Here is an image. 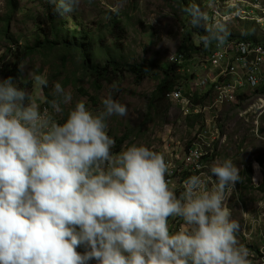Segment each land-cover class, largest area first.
Instances as JSON below:
<instances>
[{
  "label": "clouds",
  "instance_id": "clouds-1",
  "mask_svg": "<svg viewBox=\"0 0 264 264\" xmlns=\"http://www.w3.org/2000/svg\"><path fill=\"white\" fill-rule=\"evenodd\" d=\"M49 3L63 16L82 0ZM192 14L194 24L207 19ZM207 31L205 47L227 35L219 24ZM15 79L0 78V264H251L225 203L241 179L232 159L190 175L177 195L162 154L137 144L112 152L107 121L128 108L111 92L102 109L77 102L61 123L70 91L55 83L42 111ZM33 82L48 85L42 75Z\"/></svg>",
  "mask_w": 264,
  "mask_h": 264
},
{
  "label": "rangeland",
  "instance_id": "rangeland-1",
  "mask_svg": "<svg viewBox=\"0 0 264 264\" xmlns=\"http://www.w3.org/2000/svg\"><path fill=\"white\" fill-rule=\"evenodd\" d=\"M213 2L216 0H126L118 12H113L119 0H82L72 13L61 16L53 11L54 5L49 0H0V78L11 75L19 87L26 82L23 89L40 104L42 111H51L49 102L54 99V85L60 83L73 95L71 104L61 105L63 112L56 114V120L61 123L77 102H84L93 112L102 109V100L111 92L114 99L128 108L126 117L112 116L107 121V132L115 140L113 153L132 144L145 145L162 154L166 161L176 159L180 165L183 148L190 145L198 131L208 130V143L214 152L207 158V165L210 167L230 158L240 169L241 179L236 184L238 194L233 191L225 201L240 229V208L252 204L259 195L253 189H244L243 185L250 181L245 171L250 178L254 163L262 165L264 162V144L236 138V135L246 138L249 124L226 108L218 111V107H212L213 94L203 97L202 104L206 108L202 111L182 109L183 103L170 100L166 112L148 113L150 94L158 83L155 73L177 57V49L183 41L203 47L177 63L181 75L178 84L183 96L196 91L195 78L202 73L199 67L205 56L202 36L208 35L207 29L211 28L208 13ZM194 9L207 19L194 24ZM50 11L56 19L57 40L51 36L50 21L46 18ZM115 22L121 29H114ZM225 29L230 34L255 35L254 27L248 22H232ZM44 38H48L53 46L57 41L83 44L91 49L95 63L111 59L126 64L127 69L111 75L101 84L95 83L83 68L80 49L68 53L62 60L60 48H35L18 67L12 66L15 55H21L26 46L32 47L36 39ZM210 45L211 42L207 47ZM131 64L150 66L149 75L138 83L128 68ZM21 66L23 71H20ZM13 70L15 72H11ZM35 75L46 77L47 87L35 86ZM113 85H116L115 89ZM196 96L194 93L192 98ZM218 132L225 137L220 136L218 140ZM246 151L257 152L260 157L242 155ZM257 176L259 173L255 168L252 177ZM173 178L174 182L181 179L176 175ZM261 188L263 191L260 192H264V185ZM175 190L177 195L181 193Z\"/></svg>",
  "mask_w": 264,
  "mask_h": 264
},
{
  "label": "built area",
  "instance_id": "built-area-1",
  "mask_svg": "<svg viewBox=\"0 0 264 264\" xmlns=\"http://www.w3.org/2000/svg\"><path fill=\"white\" fill-rule=\"evenodd\" d=\"M208 21L214 31L218 24L225 29L232 22H248L254 27L255 35L251 33L246 37L226 31L223 43L213 38L210 47L204 51V60L199 67L202 73L195 78L197 89L194 93L200 98L213 94L212 107H218V111L226 108L230 114L234 113L249 124L246 138L236 135L238 141L264 144V0H216L209 10ZM183 60L184 55L179 53L173 61L180 63ZM181 88V85L175 86L167 94L169 100L183 103L182 109L192 112L206 108L202 101L193 102V92L183 96ZM208 136L206 129L197 132L190 145L183 148L181 156L178 154L180 165L175 162L176 159L166 161L170 171L167 178L181 192L187 177L208 173L206 160L214 152L208 143ZM220 136L222 134L218 132V140ZM246 154L252 158L260 157L253 151H246L242 155ZM255 168L259 176L253 178ZM254 173L243 186L245 190L253 189L259 195L252 204L240 208L242 222L237 238L248 248L251 264H264V192H260L264 185V162L262 165L254 163ZM175 175L181 178L178 182L173 180ZM233 191L238 194L237 186L230 195ZM171 227L179 229L182 222L173 219ZM77 250L85 251L84 247ZM91 264H95V261Z\"/></svg>",
  "mask_w": 264,
  "mask_h": 264
},
{
  "label": "trees",
  "instance_id": "trees-1",
  "mask_svg": "<svg viewBox=\"0 0 264 264\" xmlns=\"http://www.w3.org/2000/svg\"><path fill=\"white\" fill-rule=\"evenodd\" d=\"M52 11H50V14L46 15V18L50 21V29L52 30L51 36H53L56 40L57 38V31H56V19L52 16ZM114 29H121L119 24L115 22ZM202 34L201 32H199ZM45 35V34H44ZM243 36L249 37V34H245ZM49 38V36H47ZM203 37V36H202ZM48 38L36 39L35 43L32 47L26 46L21 55L17 54L15 55L14 62L12 63V66L18 67L21 64V60L28 56L31 52L35 50V48H53L57 49L60 48L61 51H63V54L61 55L62 60H64L67 57V54L73 51H81V57H82V63L83 68L85 72L94 79L95 83H102L106 78H109L111 75L123 71L124 69H127L126 64L118 63L115 60H107L106 62H98L95 63L92 60L93 53L91 49L85 47L83 44L78 43H71V42H65V41H57V44L55 46L51 45V41H49ZM203 48V47H201ZM201 48L199 46L194 45L192 42L191 44L186 43L183 41L181 45L178 47L177 52L182 53L184 57H188L189 54L193 51H198ZM207 48L204 46L203 51H205ZM65 51V52H64ZM178 64L176 61L167 62L165 65L161 66L160 72L155 73L156 79L158 80V83L156 84L154 90L150 94L149 102H148V113L151 112H157L158 110H161L163 112H166L169 109L170 106V100L167 96V94L175 87L180 84L179 80L181 78L180 73L178 72ZM128 68L134 73L136 77V81L139 83L141 82L147 75L150 73V66H138L135 64L128 65ZM11 70V69H9ZM11 72H15L14 70ZM11 76V75H9ZM21 87L24 88L27 83L23 82L21 83ZM202 97H194L193 102H199L202 101ZM161 106L164 107V109L161 108ZM67 116L63 118L66 119ZM63 122V121H62ZM113 152V151H112ZM242 173V172H241ZM245 174L248 176L247 171H245ZM241 177V174H240Z\"/></svg>",
  "mask_w": 264,
  "mask_h": 264
}]
</instances>
